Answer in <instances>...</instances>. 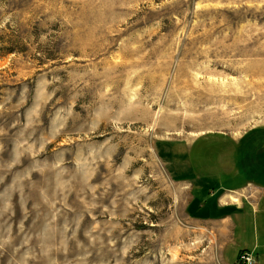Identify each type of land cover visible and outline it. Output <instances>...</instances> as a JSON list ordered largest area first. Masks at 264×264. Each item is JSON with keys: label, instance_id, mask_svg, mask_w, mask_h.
Segmentation results:
<instances>
[{"label": "rangeland", "instance_id": "374dc122", "mask_svg": "<svg viewBox=\"0 0 264 264\" xmlns=\"http://www.w3.org/2000/svg\"><path fill=\"white\" fill-rule=\"evenodd\" d=\"M251 132L264 0H0V264H238L165 153L231 189Z\"/></svg>", "mask_w": 264, "mask_h": 264}, {"label": "crops", "instance_id": "0c3cea01", "mask_svg": "<svg viewBox=\"0 0 264 264\" xmlns=\"http://www.w3.org/2000/svg\"><path fill=\"white\" fill-rule=\"evenodd\" d=\"M252 133L244 138L232 139L236 146L240 149L245 147L246 150H240L241 156L238 161L234 163L226 161L223 165L227 177L237 181V186L231 189L223 190L217 186L215 188L205 186L202 189L200 179L203 175L206 177L213 175L209 173L210 171L203 174L196 171L193 173L192 170L197 166L194 163L190 164L187 158L183 160L182 154H173L171 151L165 154L172 156V159L177 156L179 158L170 170L173 178L191 184L194 189L195 196L190 200L192 204L190 210L197 218L192 219L198 222L231 221L236 227V221L241 222L246 216L250 217L254 232L250 242H243L234 232L231 241L238 253L241 250L252 252L256 264H264V138H255ZM173 161L175 160L171 162Z\"/></svg>", "mask_w": 264, "mask_h": 264}, {"label": "built area", "instance_id": "2783aa9c", "mask_svg": "<svg viewBox=\"0 0 264 264\" xmlns=\"http://www.w3.org/2000/svg\"><path fill=\"white\" fill-rule=\"evenodd\" d=\"M238 264H256V258L252 252L244 251L237 259Z\"/></svg>", "mask_w": 264, "mask_h": 264}, {"label": "trees", "instance_id": "16d2710c", "mask_svg": "<svg viewBox=\"0 0 264 264\" xmlns=\"http://www.w3.org/2000/svg\"><path fill=\"white\" fill-rule=\"evenodd\" d=\"M244 251H246V250H244ZM244 251H242V252H244ZM237 259H238V255H237Z\"/></svg>", "mask_w": 264, "mask_h": 264}]
</instances>
